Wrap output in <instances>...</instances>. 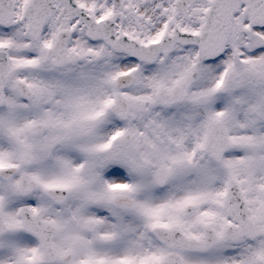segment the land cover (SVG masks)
Wrapping results in <instances>:
<instances>
[{
  "label": "snow or ice",
  "instance_id": "6c2138e0",
  "mask_svg": "<svg viewBox=\"0 0 264 264\" xmlns=\"http://www.w3.org/2000/svg\"><path fill=\"white\" fill-rule=\"evenodd\" d=\"M0 264H264V0H0Z\"/></svg>",
  "mask_w": 264,
  "mask_h": 264
}]
</instances>
